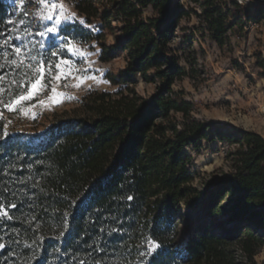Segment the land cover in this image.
<instances>
[{
	"label": "trees",
	"instance_id": "obj_1",
	"mask_svg": "<svg viewBox=\"0 0 264 264\" xmlns=\"http://www.w3.org/2000/svg\"><path fill=\"white\" fill-rule=\"evenodd\" d=\"M73 1L84 24L68 25L69 33L84 44L95 41L102 62L122 57L124 66L106 73L114 90L89 91L45 137L0 139V204L11 217H0V260L235 264L238 242L253 261L264 243V137L198 119L184 91L175 90L177 80L190 76L181 64L185 51L175 45L190 11L181 0ZM190 1L202 5L220 46L246 19L264 17L259 4L252 10L237 0ZM11 12L0 0V44L11 36L15 42ZM139 77L155 85L149 97L137 90ZM216 140L239 145L233 169L195 185L186 148L199 151ZM183 204L201 209L199 227L184 243ZM214 216L222 231L208 228Z\"/></svg>",
	"mask_w": 264,
	"mask_h": 264
},
{
	"label": "rangeland",
	"instance_id": "obj_2",
	"mask_svg": "<svg viewBox=\"0 0 264 264\" xmlns=\"http://www.w3.org/2000/svg\"><path fill=\"white\" fill-rule=\"evenodd\" d=\"M61 2L68 10L66 15L70 13L76 15L56 25L58 9L52 12L51 20L42 19V16L48 15V9L40 3V0H7L12 10L11 31L15 35V42L11 44V39L7 38L9 43L0 48L1 56L4 57L5 52L11 53L12 45L20 46L26 57L35 56L37 60L42 59L46 65L50 63L53 67L51 76L46 74L47 88L38 92L32 100L23 101L18 111L8 112L0 107L3 113V118H0V137H3L4 125L7 124L9 133L7 137L20 134L28 143L38 141L45 137L52 126L57 125L65 110L75 107L89 91L115 89L106 78V73L123 68V58L102 62L99 58L100 47L95 41L84 44L69 33L67 26L84 24V17L76 10L73 0H49V3ZM181 2L190 11V16L181 20L175 45L185 51L181 64L190 71V76L177 80L174 84L175 90L184 91L185 97L194 104L193 115L198 119L220 127L225 132L251 130L264 137V17L246 19L244 27L237 26L234 32L228 34L225 44L220 46L211 38L202 5L190 0H181ZM256 5L257 3L252 0L248 4L252 10ZM21 20L24 21L23 24L20 23ZM48 27H56L57 31L44 36L39 35ZM17 36L20 39H17ZM67 40H71L84 55L80 52L68 51L65 47ZM107 41L112 44L114 34L108 33ZM52 53L57 55L53 56ZM8 58L14 57L10 55ZM61 60L71 62L73 77L87 76L95 79H86L80 87H74L73 85L79 83V80L70 77L60 82L61 85L66 86H57V82L52 77L57 74L54 65ZM27 62L31 61L26 60ZM0 65H2L0 76L5 77L3 81L5 89L9 88L11 80L19 81L22 74L29 71L23 67L16 68L6 61ZM192 66L196 69L195 73L191 70ZM29 75H31L30 71ZM54 86L57 87V93L65 94L63 97H56L62 100L60 103L53 102ZM137 90L141 95L149 97L154 92L155 85L145 83L139 77ZM19 94L20 90L12 86V97L5 92L3 99L7 102ZM69 96L74 99L67 98ZM40 101L44 103L41 104ZM7 137L0 139L4 140ZM238 148V144L227 140H216L211 143L205 141L199 151L193 147L186 148V153L192 158L187 167L191 172L196 173L195 185L217 182L219 178L229 175ZM200 211L199 205L195 207L182 205L178 215L182 243L194 228L199 227L195 218ZM207 224L210 229L223 230L218 226V216L208 219ZM232 249L236 253L235 264H264V243L253 261L241 252L240 243H233ZM0 264L28 263L23 258H19L9 262L0 260Z\"/></svg>",
	"mask_w": 264,
	"mask_h": 264
},
{
	"label": "snow or ice",
	"instance_id": "obj_3",
	"mask_svg": "<svg viewBox=\"0 0 264 264\" xmlns=\"http://www.w3.org/2000/svg\"><path fill=\"white\" fill-rule=\"evenodd\" d=\"M40 3L44 5L45 8L48 9V15L42 16V19H52V12H55L57 9L59 10V14L57 15L56 18V25H60L64 21L70 20L73 18L76 14L75 13H70L66 15V12L68 11L67 8L65 7L64 3H49V0H40ZM11 22V21H10ZM21 24L24 23L23 20L20 21ZM81 23L83 21L81 20ZM57 31L56 27H48L46 28L45 32H40L39 35L44 36L46 34H51L55 33ZM17 39H20L19 36L16 37ZM11 39V37H9ZM9 43V40L3 41L2 44H0V47H5ZM43 47V45H41ZM66 49L68 51L72 52H80V49L75 47L72 44L71 40H67V43L65 45ZM81 55H84L83 52H80ZM13 56L14 58L9 59V56ZM53 56H56L57 53H52ZM4 59L6 63L16 67V68H26L30 71L31 75H29V71H25L22 74V77L19 81L16 79H13L9 82L10 86L8 89H5L3 87V81L5 80V77L0 76V107L2 109H6L8 112H15L19 110V106L22 104L23 101H28L32 100V98L37 95L38 92L42 91L44 88H47V84L45 83V78L46 74L48 76H51L52 73V65L49 63L46 65L44 60H37L35 56H32L30 58L26 57L23 49L20 46H15L12 45V51L11 53L5 52L4 53ZM26 60H30L31 62H27ZM35 62V63H33ZM2 67V65H0ZM55 69L57 70V74L52 77L57 82V86H66V85H61L60 82L62 80H67L68 78H75L79 80V83L76 85H73L74 87H80L81 84L86 79H95V77H87V76H76L73 77V69L71 67V62L68 60H61L57 62L54 65ZM34 77V79H33ZM12 86L17 87L20 90V94L16 95L13 98H10L7 102L4 101L3 99V94L5 92L8 93L10 97H12ZM52 94H53V102L54 103H60L62 102L61 99H57V96L63 97L65 94L64 93H57V87L52 88ZM69 99H74V97H67ZM39 103L43 104V101H40ZM0 118H3V113L0 111ZM10 123V121H9ZM8 125H4L3 129V137H7L9 135L7 131ZM0 137V138H3ZM131 199V197H129ZM10 207H15V205H9ZM0 217L2 218H7L11 219L9 216L8 212L5 210V206L0 204ZM5 247L4 244L0 243V248ZM159 247V245H153V248Z\"/></svg>",
	"mask_w": 264,
	"mask_h": 264
},
{
	"label": "built area",
	"instance_id": "obj_4",
	"mask_svg": "<svg viewBox=\"0 0 264 264\" xmlns=\"http://www.w3.org/2000/svg\"><path fill=\"white\" fill-rule=\"evenodd\" d=\"M251 0H237V2L241 5V6H248L249 2Z\"/></svg>",
	"mask_w": 264,
	"mask_h": 264
},
{
	"label": "water",
	"instance_id": "obj_5",
	"mask_svg": "<svg viewBox=\"0 0 264 264\" xmlns=\"http://www.w3.org/2000/svg\"><path fill=\"white\" fill-rule=\"evenodd\" d=\"M252 1H254L255 3H257L261 6H263L262 4H264V0H252Z\"/></svg>",
	"mask_w": 264,
	"mask_h": 264
},
{
	"label": "bare ground",
	"instance_id": "obj_6",
	"mask_svg": "<svg viewBox=\"0 0 264 264\" xmlns=\"http://www.w3.org/2000/svg\"><path fill=\"white\" fill-rule=\"evenodd\" d=\"M264 6V4H262Z\"/></svg>",
	"mask_w": 264,
	"mask_h": 264
}]
</instances>
